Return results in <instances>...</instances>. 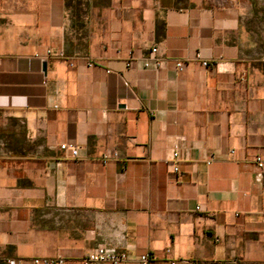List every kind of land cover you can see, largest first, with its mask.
<instances>
[{
	"label": "crops",
	"instance_id": "0c3cea01",
	"mask_svg": "<svg viewBox=\"0 0 264 264\" xmlns=\"http://www.w3.org/2000/svg\"><path fill=\"white\" fill-rule=\"evenodd\" d=\"M262 44L264 0H0V258L264 264Z\"/></svg>",
	"mask_w": 264,
	"mask_h": 264
},
{
	"label": "built area",
	"instance_id": "2783aa9c",
	"mask_svg": "<svg viewBox=\"0 0 264 264\" xmlns=\"http://www.w3.org/2000/svg\"><path fill=\"white\" fill-rule=\"evenodd\" d=\"M48 55H57L62 56L61 52L58 53H52L50 50L46 51ZM156 47H152L150 49V53L148 56V59L151 60L155 67H158L160 65V60L155 56ZM260 56L264 60V44L260 47ZM203 66H206L207 63L205 61H202L201 63ZM70 65H72L70 63ZM126 65H130V62H128ZM175 66L180 69L182 67L181 62H176ZM59 148L64 151H68L71 158L75 159L77 156L78 149L75 145H66L65 143L60 144ZM117 153L115 151L106 152L104 155V162H106L110 157H116ZM173 157H177V153L173 152ZM254 162L256 166L260 169L262 167V159L260 156H255ZM174 170H177V167H174ZM128 259V254L126 251L117 250L114 248L106 247L104 245H96L91 250L87 251L81 258L82 264H92L96 262H103L108 264H122ZM139 264H149L151 261V257L147 253H142L138 255L137 257ZM9 258H0V264H9L10 263ZM32 262L34 264H64V260L59 257H34L32 259ZM170 264H174L172 261Z\"/></svg>",
	"mask_w": 264,
	"mask_h": 264
}]
</instances>
